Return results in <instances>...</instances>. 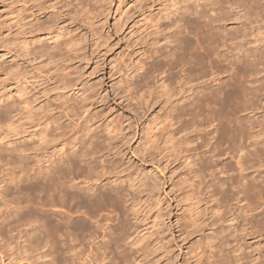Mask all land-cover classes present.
I'll return each instance as SVG.
<instances>
[{
	"label": "clouds",
	"instance_id": "clouds-1",
	"mask_svg": "<svg viewBox=\"0 0 264 264\" xmlns=\"http://www.w3.org/2000/svg\"><path fill=\"white\" fill-rule=\"evenodd\" d=\"M0 264H264V0H0Z\"/></svg>",
	"mask_w": 264,
	"mask_h": 264
}]
</instances>
